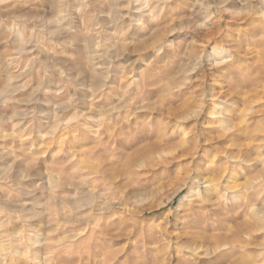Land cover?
Instances as JSON below:
<instances>
[{
  "label": "rangeland",
  "instance_id": "obj_1",
  "mask_svg": "<svg viewBox=\"0 0 264 264\" xmlns=\"http://www.w3.org/2000/svg\"><path fill=\"white\" fill-rule=\"evenodd\" d=\"M216 1L0 0V264H264V6Z\"/></svg>",
  "mask_w": 264,
  "mask_h": 264
},
{
  "label": "bare ground",
  "instance_id": "obj_2",
  "mask_svg": "<svg viewBox=\"0 0 264 264\" xmlns=\"http://www.w3.org/2000/svg\"><path fill=\"white\" fill-rule=\"evenodd\" d=\"M135 1H137V0H135ZM217 2V1H216ZM224 2V0H222V1H218L217 3H223ZM216 5V4H215ZM261 5L262 6H264V0H261ZM226 6V5H225ZM139 8V7H138ZM141 8V7H140ZM142 9V8H141ZM264 9V8H263ZM138 10V9H137ZM209 13V12H208ZM222 52V49L221 48H217V47H214V46H212L211 47V51L210 52H208L207 53V55H208V57H209V59H210V61L211 62H213V63H217V64H220V63H223L224 62V60H222V59H220V57H219V53H221ZM213 105H215V107H217L218 105L216 104V103H213ZM218 109H217V111L216 112H212V113H220L221 115H222V113H223V110L222 109H220L219 107H217ZM218 115V114H217ZM218 121L219 122H221V121H223V119H222V116L221 117H218ZM199 179H202L203 180V184H205L204 186H203V188L205 189L204 190V192H205V196H206V198L207 197H209L208 196V194H207V192H210V191H214V189L212 188V184H211V181H209V180H206L205 178H203V177H201V178H198L197 177V180H199ZM191 180V179H190ZM207 183V184H206ZM200 184H201V182H200ZM190 188V187H189ZM189 192L191 193V192H194L192 189H189ZM184 197H186V195H184L183 196V198ZM183 198H181L180 199V202L182 201V199ZM203 198V197H202ZM205 199V198H204ZM2 243V242H1ZM180 243V242H179ZM178 245V244H177ZM182 246V245H181ZM0 247H1V249L3 248V244H0ZM187 247V246H186ZM182 250H183V248H182Z\"/></svg>",
  "mask_w": 264,
  "mask_h": 264
}]
</instances>
